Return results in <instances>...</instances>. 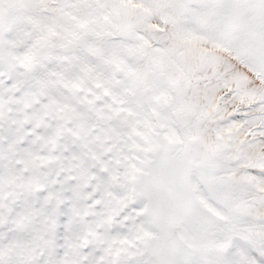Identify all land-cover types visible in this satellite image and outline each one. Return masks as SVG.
<instances>
[{
    "label": "snow or ice",
    "instance_id": "1",
    "mask_svg": "<svg viewBox=\"0 0 264 264\" xmlns=\"http://www.w3.org/2000/svg\"><path fill=\"white\" fill-rule=\"evenodd\" d=\"M0 264H264V0H0Z\"/></svg>",
    "mask_w": 264,
    "mask_h": 264
}]
</instances>
